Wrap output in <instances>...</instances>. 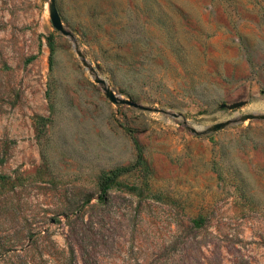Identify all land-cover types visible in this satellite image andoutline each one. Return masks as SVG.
I'll return each mask as SVG.
<instances>
[{
	"label": "rangeland",
	"instance_id": "374dc122",
	"mask_svg": "<svg viewBox=\"0 0 264 264\" xmlns=\"http://www.w3.org/2000/svg\"><path fill=\"white\" fill-rule=\"evenodd\" d=\"M54 1L0 0V264H264V0Z\"/></svg>",
	"mask_w": 264,
	"mask_h": 264
},
{
	"label": "water",
	"instance_id": "95a60500",
	"mask_svg": "<svg viewBox=\"0 0 264 264\" xmlns=\"http://www.w3.org/2000/svg\"><path fill=\"white\" fill-rule=\"evenodd\" d=\"M48 14H49L50 23H51L53 29L55 31H57L58 33H60L61 35L65 36V37H68L71 41H74V38H73L72 34L70 32H68L67 30H65L63 25H62V22H61V19L59 17V14L57 12L54 0H49ZM74 51H75L76 55L78 56V58L80 59L83 67L92 76L94 83H96L97 85L100 86L101 90L103 91L104 97L111 104L119 105V106H128V107H131V108H133L135 110H139V111H143V112H160V113H162L164 115H169V116H171L173 118L180 117V115L169 114L165 110H157V109H152L150 107L142 106V105L137 104V103H135L133 101H130L128 99H124V98L116 95L108 87V85L105 82V80L101 79L96 74L95 70L85 60V58L83 57V55L81 54V52L78 50V48L75 45H74ZM247 119L264 120V116L255 117V116L248 115V116L242 117L239 122H243V121H245ZM229 124H230L229 122H222V123L214 124V125L210 126L209 128H207V132L208 133H214V132L220 131V130L224 129L225 127H227ZM192 131H194V130H192Z\"/></svg>",
	"mask_w": 264,
	"mask_h": 264
},
{
	"label": "trees",
	"instance_id": "16d2710c",
	"mask_svg": "<svg viewBox=\"0 0 264 264\" xmlns=\"http://www.w3.org/2000/svg\"><path fill=\"white\" fill-rule=\"evenodd\" d=\"M128 168H119L111 170L103 174L99 180V191L101 196L106 195L108 190L117 184L116 180L124 173L128 172ZM132 190V189H131Z\"/></svg>",
	"mask_w": 264,
	"mask_h": 264
}]
</instances>
